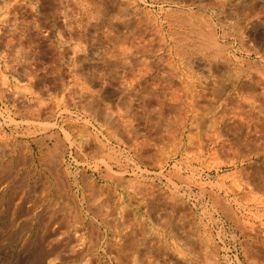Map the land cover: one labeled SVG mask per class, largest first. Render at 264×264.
Returning <instances> with one entry per match:
<instances>
[{
    "label": "rangeland",
    "instance_id": "374dc122",
    "mask_svg": "<svg viewBox=\"0 0 264 264\" xmlns=\"http://www.w3.org/2000/svg\"><path fill=\"white\" fill-rule=\"evenodd\" d=\"M0 166V264H264V0H0Z\"/></svg>",
    "mask_w": 264,
    "mask_h": 264
},
{
    "label": "bare ground",
    "instance_id": "6f19581e",
    "mask_svg": "<svg viewBox=\"0 0 264 264\" xmlns=\"http://www.w3.org/2000/svg\"><path fill=\"white\" fill-rule=\"evenodd\" d=\"M12 152V151H11ZM10 152V153H11ZM4 154V153H3ZM5 154H7V153H5ZM7 162V161H6ZM5 163V162H4ZM2 164V163H1ZM10 164V163H9ZM5 166L4 167H6V164H4ZM8 166V165H7ZM1 167V166H0ZM5 170V169H4ZM12 170V169H11ZM17 171V170H16ZM9 173V172H8ZM13 173V172H12ZM11 173V174H12ZM22 173V172H21ZM1 174V173H0ZM3 174V173H2ZM6 174V173H5ZM10 174V173H9ZM4 176V175H3ZM3 176H2V178H3ZM7 176V175H6ZM22 177V176H21ZM24 178V177H23ZM4 179V178H3ZM0 180H1V177H0ZM19 180V179H18ZM3 181V180H2ZM10 185V184H9ZM14 185H15V183H14ZM13 186V185H12ZM11 189H12V187H11ZM7 190H9V186H7ZM4 192V191H3ZM7 192V191H6ZM3 198V197H2ZM9 200H11V197H10V199ZM1 202H3V199L2 200H0V203ZM7 202V201H6ZM5 204V203H4ZM3 205V204H2ZM0 209H1V206H0ZM9 210V209H8ZM2 212H3V210H2ZM12 223V222H11ZM9 224H10V222H9ZM27 226V225H26ZM24 228V227H23ZM22 229V228H21ZM7 236V235H6ZM7 239V238H6Z\"/></svg>",
    "mask_w": 264,
    "mask_h": 264
}]
</instances>
